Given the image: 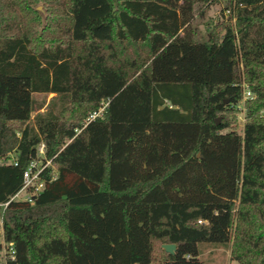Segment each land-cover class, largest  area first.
Segmentation results:
<instances>
[{
  "label": "trees",
  "instance_id": "1",
  "mask_svg": "<svg viewBox=\"0 0 264 264\" xmlns=\"http://www.w3.org/2000/svg\"><path fill=\"white\" fill-rule=\"evenodd\" d=\"M0 211V264H264V0H0Z\"/></svg>",
  "mask_w": 264,
  "mask_h": 264
},
{
  "label": "rangeland",
  "instance_id": "2",
  "mask_svg": "<svg viewBox=\"0 0 264 264\" xmlns=\"http://www.w3.org/2000/svg\"><path fill=\"white\" fill-rule=\"evenodd\" d=\"M37 6H41L44 10V6L42 4H37L35 7ZM46 13V11H45ZM226 15V13H225ZM221 16V11H220V6L215 5V6H211L204 18L198 19L197 21H195V26L197 27V31L199 32V34H202L204 32V24L205 22L209 21V20H217L219 19V17ZM41 17V16H40ZM41 23H42V27L41 29H43V22H42V18H41ZM46 23V20H45ZM45 27V26H44ZM247 86V85H246ZM53 96V94L50 95H42V94H37L34 95V98L37 102L39 103H43L42 108L39 110L40 112L45 111V105L48 103V101L50 100V98ZM37 113V112H35ZM35 113H33V116L35 115ZM238 119V127L240 130H242V126H243V122H244V115L242 112H240L239 114H237ZM25 191H21L19 193V195L16 197L17 199H23L25 197ZM1 211H0V217H1ZM230 253H231V245H227V246H208L206 248H204L202 250V254L200 256V258L203 261V264H235L234 261L231 260L230 258Z\"/></svg>",
  "mask_w": 264,
  "mask_h": 264
},
{
  "label": "built area",
  "instance_id": "3",
  "mask_svg": "<svg viewBox=\"0 0 264 264\" xmlns=\"http://www.w3.org/2000/svg\"><path fill=\"white\" fill-rule=\"evenodd\" d=\"M243 89V98L241 102L236 106L241 112L243 111V102L247 99L253 98L250 90L244 84L242 85ZM103 107L99 108L97 112H94L89 120L94 119L96 116H100L102 113ZM39 154H43V145L39 146ZM16 164V163H15ZM47 162L44 166H40V162L37 160L31 161L27 167V169L23 173V188L22 191H25L24 200L28 202H32V194L38 193L42 188V183L38 182L40 180V174L44 167L48 165ZM29 189H32L31 192H28ZM0 244L2 246L1 252L2 255L5 256L7 253L10 255L13 254V249L11 245H6L3 239L2 226L0 224Z\"/></svg>",
  "mask_w": 264,
  "mask_h": 264
},
{
  "label": "water",
  "instance_id": "4",
  "mask_svg": "<svg viewBox=\"0 0 264 264\" xmlns=\"http://www.w3.org/2000/svg\"><path fill=\"white\" fill-rule=\"evenodd\" d=\"M35 11H37L38 14L41 16L42 22H43V28H44L45 20H46L45 10L41 6H37V7H35ZM218 121H219V118L216 119V122H218ZM162 249L165 252H167L168 254H173L174 250H175V245L174 244H163Z\"/></svg>",
  "mask_w": 264,
  "mask_h": 264
},
{
  "label": "crops",
  "instance_id": "5",
  "mask_svg": "<svg viewBox=\"0 0 264 264\" xmlns=\"http://www.w3.org/2000/svg\"><path fill=\"white\" fill-rule=\"evenodd\" d=\"M18 195H19V194H18ZM18 195H17V196H18Z\"/></svg>",
  "mask_w": 264,
  "mask_h": 264
}]
</instances>
